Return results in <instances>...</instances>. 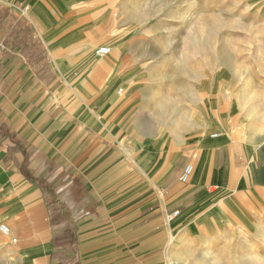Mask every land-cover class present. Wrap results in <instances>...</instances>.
Returning a JSON list of instances; mask_svg holds the SVG:
<instances>
[{
	"label": "crops",
	"instance_id": "0c3cea01",
	"mask_svg": "<svg viewBox=\"0 0 264 264\" xmlns=\"http://www.w3.org/2000/svg\"><path fill=\"white\" fill-rule=\"evenodd\" d=\"M88 2L0 0V217L18 239L8 264H164L168 233V264H179L174 229L184 218L226 221L222 193L264 204V137L251 128L234 140L236 102L230 113L190 116L165 98L155 111L161 137L180 139L196 118L208 133L139 170L121 147L124 114L109 117L119 66L95 56L101 27L83 14ZM259 76L250 124L263 126ZM183 98L197 103L193 92Z\"/></svg>",
	"mask_w": 264,
	"mask_h": 264
},
{
	"label": "rangeland",
	"instance_id": "374dc122",
	"mask_svg": "<svg viewBox=\"0 0 264 264\" xmlns=\"http://www.w3.org/2000/svg\"><path fill=\"white\" fill-rule=\"evenodd\" d=\"M88 1L83 14L101 27L95 56L101 62H116L121 77L109 117L116 116L117 109L124 114L121 147L139 170L147 161L156 163L181 143L207 132L199 128L207 123L196 118L190 119L196 128L178 131L180 139L170 130L161 137L167 127L155 123V111L165 98L190 116L217 115L223 107L230 113L236 102L237 112L227 119L234 140L245 137L251 128L264 137V125L250 124L260 111L255 87L264 71V0ZM102 46L112 48L110 56H97ZM125 79H129L126 86ZM190 92L197 103L184 100L183 94ZM244 92L248 100L242 104ZM221 195L229 216L226 221L209 224L196 213L174 229L180 240L173 246L178 263L264 264L261 195L258 199L239 193ZM3 224L6 221L0 217V227ZM169 237L168 233L164 264L169 262ZM12 240L0 231V264L10 262Z\"/></svg>",
	"mask_w": 264,
	"mask_h": 264
},
{
	"label": "built area",
	"instance_id": "2783aa9c",
	"mask_svg": "<svg viewBox=\"0 0 264 264\" xmlns=\"http://www.w3.org/2000/svg\"><path fill=\"white\" fill-rule=\"evenodd\" d=\"M22 15L24 16V18L27 17L28 10L24 9V11L22 12ZM111 52H112L111 47L109 48V47L102 46V47L97 49L96 54L98 57L104 58V57L110 56ZM193 172H194V167L189 165L186 168L184 175L182 176L181 179L185 182L188 181V178L193 174ZM0 231L2 232L3 235L8 236V237H12L11 230L6 224L1 225ZM12 241L14 244V243L18 242V239L14 238Z\"/></svg>",
	"mask_w": 264,
	"mask_h": 264
}]
</instances>
